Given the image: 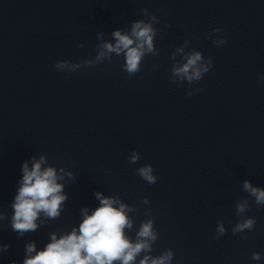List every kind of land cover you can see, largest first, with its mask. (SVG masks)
Returning <instances> with one entry per match:
<instances>
[{
  "label": "clouds",
  "instance_id": "1",
  "mask_svg": "<svg viewBox=\"0 0 264 264\" xmlns=\"http://www.w3.org/2000/svg\"><path fill=\"white\" fill-rule=\"evenodd\" d=\"M142 13L147 17L145 19L134 20L131 23L130 31L116 29L111 33L115 43L104 42L97 48L96 55L92 59H82L78 63L69 60H58L53 67L61 72H76L81 68L93 67L105 61L111 62L113 55L124 57L122 70L127 78H132L141 70V64L144 58L151 54L158 56L159 50L155 46L157 29L155 24L160 22L159 17L150 14L148 9H142ZM222 29L214 28L208 34L217 46H223L227 43V37H214L215 33ZM98 39L103 38V33L98 34ZM190 41L185 40L183 45L177 47L171 53L170 59L174 61L171 67L170 83L179 86L183 82H188V96L201 91L193 89L192 84L203 79L213 67V61L209 57L205 59L202 52L196 49L185 51ZM83 48L84 45L80 44ZM177 56L180 60H177ZM264 82V74L260 76ZM140 159V153L133 151L129 157L130 163L135 164ZM45 163V157L39 159L32 157V166L29 167L28 161L22 163V178L11 204L13 215L10 221L11 229L23 237L28 232H35L39 225L41 215L46 219H58L64 201L67 195L64 194V185L58 181L64 179V169L60 168L58 175L55 167L42 168ZM137 174L149 184H155L157 177L153 174L154 169L151 164H147L136 169ZM69 177L75 180L72 173ZM242 189L254 198L257 206H264V188L253 186L249 180L242 182ZM99 200V206L91 214L88 208L80 210L83 217L78 228L73 227L71 231L60 235L57 238L56 233H52L50 242L46 244L43 250L37 251L34 242L25 245V259L22 264H172L174 253L171 249L163 251L158 256H153V244L158 239V232L154 227V220L149 218L143 220L135 239L128 235V231L133 228V221L128 213L135 209L129 208L122 203L118 197H106L100 192L95 193ZM142 203L148 204L147 197H144ZM249 200L244 198L236 202V215L240 217L238 222L232 227V233L241 234L244 239H248L246 231H252L256 225L254 217L246 216L249 209ZM151 209L146 210V215ZM5 217L0 214V220ZM226 232L223 221H217L215 238L219 239ZM9 244L0 247V251L7 252ZM33 253H35L33 255ZM252 259L260 261L262 256L259 252L252 253ZM10 264H15L14 261Z\"/></svg>",
  "mask_w": 264,
  "mask_h": 264
}]
</instances>
